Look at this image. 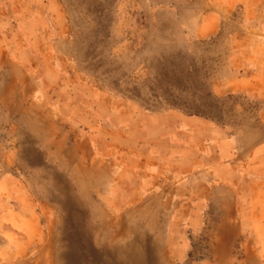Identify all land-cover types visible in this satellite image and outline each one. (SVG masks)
I'll return each mask as SVG.
<instances>
[{"label":"rangeland","instance_id":"obj_1","mask_svg":"<svg viewBox=\"0 0 264 264\" xmlns=\"http://www.w3.org/2000/svg\"><path fill=\"white\" fill-rule=\"evenodd\" d=\"M262 202L264 0H0V264H239Z\"/></svg>","mask_w":264,"mask_h":264},{"label":"crops","instance_id":"obj_2","mask_svg":"<svg viewBox=\"0 0 264 264\" xmlns=\"http://www.w3.org/2000/svg\"><path fill=\"white\" fill-rule=\"evenodd\" d=\"M55 140L56 142L60 141L59 139ZM59 146L58 143L56 147L59 148ZM223 216L225 224L234 226L238 223L241 225L240 236L245 239L241 244L242 259L239 264H264V247L262 245L264 242V213L259 217L257 213L234 212L231 209H226Z\"/></svg>","mask_w":264,"mask_h":264},{"label":"trees","instance_id":"obj_3","mask_svg":"<svg viewBox=\"0 0 264 264\" xmlns=\"http://www.w3.org/2000/svg\"><path fill=\"white\" fill-rule=\"evenodd\" d=\"M196 114H199L198 112H196Z\"/></svg>","mask_w":264,"mask_h":264}]
</instances>
